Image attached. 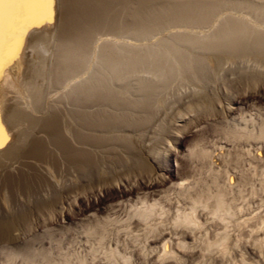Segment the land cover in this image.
Returning a JSON list of instances; mask_svg holds the SVG:
<instances>
[{
	"label": "rangeland",
	"instance_id": "374dc122",
	"mask_svg": "<svg viewBox=\"0 0 264 264\" xmlns=\"http://www.w3.org/2000/svg\"><path fill=\"white\" fill-rule=\"evenodd\" d=\"M180 1L184 2V3H179ZM188 1L191 2L192 0H188ZM188 1L187 0H55V3L52 5V8H51L52 14L48 19L42 21V26H35V22L37 20H39V18H40L38 13H37V10H35V9L27 8V7H6L5 8L4 49H3L2 60H0V124L3 125L5 131L8 135V137H10V139L5 143V145L3 147H0V230H1V228H4L6 226L5 228H7V229L9 228L10 229L9 231H11V238H15V239L19 238L20 247L18 248V251H20V252H18V253L14 252L12 249H10L6 246H5L6 247L5 248L3 244L7 243V241L0 240V248H1L0 249V264H35L36 262H38L36 264H39V263L42 264V260H41L42 257L44 258L43 264H46L47 261H50L49 260L50 258L51 259L60 258L61 254H63V256H64V255H69V254L74 253L73 251H78L77 253L86 255L87 253H89L88 251L91 250L92 248H94L95 246H97V248L102 247L103 249H106V248L110 247L111 249H113L114 247L118 248L119 245H120V247L122 246L121 249L119 247V250L122 251V248H124V250L126 248V250H125L126 253H127L128 249L131 247L129 249V251H131V252L133 251L132 255H133V253H135L134 256H132L134 258V259L132 258L133 259L132 261H135L133 264H201V263L202 264H208V263L209 264H264V260L262 258V256L264 255L263 254L264 253V247H263L264 246V223H263L264 222L263 221V219H264V204H263V202H264V200H263L264 190H262L264 188V182H263V184L261 182V181H264V180H262V179H264L263 178L264 177V171H263L262 166H261V165L264 166V163H263L264 161L262 160V159H264V147H262V146H264L263 145L264 144V141H263L264 136L262 137L263 139L262 138H261V140L259 139L260 141L259 140L257 141V138H254V137H252V138H254L253 140H250V138H245V136H244L245 134H247V132L242 131V130L247 131L248 129L251 130L250 128L253 126V124L251 125L250 122L251 123L258 122V119L261 117H263L262 119H264V100L260 99V98H254L252 100L250 99V101L248 100L247 103L245 102L246 105L243 104L244 107H242L243 108L242 110H244V111L241 110L242 113L240 112L237 117H238V119L241 118L239 121L243 124H246L247 128L235 129V128H232V126H230V128H231L230 132H229V127L224 122L223 123L221 122V124L220 123L218 124V121L216 122L211 118L214 116V114L210 108L211 103L214 102L213 100H215L217 102L218 99H222V100L224 99L223 94L226 93V91H227L228 95H230L232 93L230 96H235V95L241 96L245 93V90H246V92L250 91V90L251 91L257 90V91H263L264 92V90H263L264 89V79H262V78H264V76H263L264 72L257 69L258 71H260V72H258L255 69L258 72V73H255L256 71L253 72L254 69H250V67L248 69V66H247V64L250 63V62L248 63L247 60L250 61L252 58H254L255 55H257V52L255 54V51L251 52V50H247V51L245 50L244 52H242L243 55H242V53L238 54L239 51H237V52L234 51L233 53L230 52V53H232V55H231L229 52H227L228 50L223 51V54H221V52L216 53V55H215V53L213 54L212 52L210 54H208L209 56H211V54H212L211 57L215 58L216 64L214 63V68L211 71L209 70L210 71L209 74H208L209 71L207 72V74H204L205 78H206V76L207 77L212 76L211 78H213V77H215V75H218V73H219V76H217L218 77L217 80H216V78H213V79H209L210 81H208V78H206L207 82L210 83L209 84L210 86L208 85V89H207L208 92L210 91V93H208L209 97L204 101V104H198V106L196 105L195 108H193L191 113L194 114L195 119L190 120V122L184 128L180 129L181 132L189 130L190 128H192V130L195 128L200 130L199 132L195 131V132L191 133L190 134L191 136L189 135V137L186 140L187 143H185V145H186L185 147L189 150V152L186 154L191 153L190 152L191 150L194 154L192 155V153H191L192 157H189L190 156V154H189V156L186 159V162H187L186 166L187 167H185L186 171H185L184 176H182L181 181L180 180L176 181V183L178 182V185L176 183H173V185H171L172 188L177 187L175 190L173 189V191H175V192H172L171 186L169 185L170 187L166 186L168 188L162 187L163 190H162V188L157 189V191H155V195H154L155 197L154 196H152V197L148 196L149 198H147L148 200H150V199L152 200L153 198L156 199L157 204H158V202L160 203V201H162L160 203V205L163 203V206L161 205V207L164 210H162V208L159 206V204L156 205V207H158L160 209H158V208H156V209H157V212L159 210L160 214L163 212H165V214L159 216L160 214L158 213V215H156L157 212H155L153 217L148 218L150 221L149 220L143 221L141 219L138 220L137 218H134L132 221H129V217L127 220V216L125 215L127 213V211H129L131 208H135L136 206L140 207V205H141L140 199H142L143 197L146 196L144 194V190H141V191L139 190L140 192L138 191V193L135 194L137 197L139 195L138 198H136L134 195L131 198L132 201L126 200L125 202L124 201L119 202V204L122 205V207L124 206L123 209H125L126 211H124V213H122L123 209H122V207H120V211H119L120 213L119 212L116 213L118 215V217L116 214H110V213L113 212L114 210H116L115 208H117V207H115V206L118 204L119 200H117L115 198H111V197L105 198L104 204H106V205L103 204V206L106 207L111 212H109V211L104 212V214L106 213L104 220L107 219L108 217H110V218H108L109 222H107V221L104 222V220L102 219L103 223L101 222L102 224L100 226H97V228H96L97 233L99 232L103 236H101V235L99 236V234L97 236L96 235L97 233H95L96 231H94V233H90V234L88 233L89 235H87V230H90V227L93 226L94 224L92 222H89L90 220L88 221V218H86V217H83V220H80V221H82L81 223H80V221L79 222L76 221L77 223L73 222V223L68 224V225L65 224V225H63V227L62 226H60V227L59 226H53L52 224L49 225L50 222H48V220L51 221L53 218V216L51 215L52 203H53V201L60 200L61 196H63L62 200L63 199L65 200V197H68L70 194H71V196H74V194L78 191H79V193H81L83 190H87L91 186L101 185L104 182H106V179L104 177L108 176V175H112V173L113 174L117 173L119 176L127 178L128 173H130V172L133 173L134 169H136L137 171H142V170L144 171L147 169L146 171L149 172L148 165L145 163V161L142 158H140L139 154L137 153V155H136L134 152H132L133 150H130V146L127 143L128 142L127 139L129 140L131 136H128L129 138L127 136H125V138L127 137V139H125V141L123 140L124 139L123 137H122L123 141L120 138H113V139L111 138L112 142L110 141L109 144H107L111 148H109L107 145H105V147L106 148L108 147L109 149L107 148L106 150L105 149L101 150L104 146L102 144H99L97 151H96V149L91 147L88 142L82 143V141L81 142L79 141V144L82 145V147L84 149L86 148V150H91L92 152L95 153V155H94L95 159H92L93 162L91 161L88 166H86V165L83 166V165H80V164L75 163V162H72L70 164L68 162L66 163L64 158H63V155H61L62 151H59L57 149V147H55V146H54V148H51L52 149L51 153H52V155H53V153H55L54 155L56 158L53 155L52 160H53V158L57 159V160H54V162L55 161L56 162L53 163V161H52L53 167L48 163V161L46 162V159L42 157V155L43 156L45 155L42 153L45 152L44 151L45 146H43V145H45V141H44L45 139H43V136L45 135L46 130H44V131L39 130V133L34 131L32 129V121L35 120L41 124H44V122L49 117V114H53L55 116L56 120L58 118H59L58 119L59 121L62 120V118L64 119V117L62 116V110L60 111L59 107L62 108V105L67 103L66 85L69 81H72L73 77L76 75V73H74V72H68V75L64 74V72L61 70V68L57 66V60L59 61L60 57H58V56L54 57L53 54H55V53L57 54L58 51L60 50V48L62 50V48L65 46L66 43L72 42V41L75 42V41L82 40L81 43L82 42L85 43L88 41L87 43H91L90 47H93V43H92L91 39L92 40L95 39L96 34L98 32L97 29L99 30V28L101 29V27L104 29V30L103 29H101V30H103V31L106 30L105 31L106 33L108 32V35H107L108 37L119 36V34L121 35V33L119 31L120 26H116L118 24V22H121L118 25H120V24L124 25V26L128 25L127 27H130L131 25L135 24L137 21L138 22L136 24H140L142 21L139 23V20H142V18L144 16V18L146 20H144V18H143V21L148 20L147 21L148 23L149 22L150 23H152V22L164 23L165 22L164 18L163 19L158 18V20L161 19L159 22H156L157 18H154V12L157 9L156 7H158V6H159L158 9H160V8L162 9L163 7H164V9H168L170 7V8H172V10H176V11L177 10H186L189 6L191 7V8L189 7V9H193V6L194 7L196 6V8H194V9H199L201 6H202V8H204L206 6L205 8H207V7L212 8L213 7L214 9H217V8L219 9V7L222 6L221 10H222V8L223 9L226 8L222 11L230 12V9L232 8L231 11L241 12L239 9L242 10V8H239V7L241 5H244V6H242L243 8L248 7V6H249V8L250 7H252V8H250V9L245 8V10H242V12L247 11V13H254V11H252V10H254L253 7L256 8L257 5L259 6L260 1L264 5L263 0H259L258 3L256 2L258 0H255L254 2L251 0H248V2H247V0H242V2H240L241 0H239V1L237 0L238 2L235 0H230V2L232 1L231 3H229V0H209L206 3V5L203 3V1H207V0H202V1L200 0L201 2H199V3L197 2L199 0H193L190 4ZM216 1L218 2V4H216ZM245 1H246V3H245ZM160 3L163 5H160ZM174 3L175 4L178 3L177 5L178 6L181 5L182 8L181 7L177 8L178 6L175 5ZM194 3H195V5H194ZM238 3L240 4V6L238 5ZM172 4H174L173 7L171 6ZM165 5H167V6H165ZM197 5H200V6H197ZM246 5H248V6H246ZM217 6H219V7H217ZM229 6H231V7H229ZM141 7H143V8H141ZM185 7H187V8H185ZM227 7H229V8H227ZM143 9H145L146 11L145 12L141 11ZM158 9H157V11H158ZM140 13L142 14V17H140L141 16ZM146 16H147V18H146ZM151 17H152V19L154 18L156 20L155 21H154V19L151 20L150 19ZM138 18H139V20H138ZM149 20H151V21H149ZM213 20H215V19H213ZM132 22H134V23H132ZM254 22L257 24L259 22H261L264 26L263 21L254 20ZM114 23L115 24L117 23V24L115 25ZM261 23H259V24H261ZM30 25H31L30 31H28V33L25 37H21L20 32L25 27H28ZM112 25H113V27H112ZM104 26L108 27V28H104ZM110 26L112 28H110ZM107 29L108 30L112 29V30L108 31ZM112 31H113V33L115 32L114 33L115 35L112 33ZM116 31L119 32V34ZM262 31H264V28H262ZM109 33H111V34H109ZM93 34H95V35L93 36ZM73 38H75V40H73ZM133 39H135L137 41L138 38H133ZM138 40H141V39L139 38ZM138 42H140V41H138ZM246 52L247 53L251 52L250 57H252V58H250L249 55L247 56ZM252 53H254V54H252ZM244 54H245V56H244ZM220 55H221V57H220ZM226 55H229V56H226ZM228 57H231L232 59L228 58ZM233 57H235L234 60H233ZM241 58H243V59H241ZM263 58H264V56H263ZM243 61H244V64L241 63ZM225 62L227 63L226 65H225ZM238 62L240 65L242 64L241 66H243L240 69L241 73L245 72V69H246V71H247V72H245L246 74L245 73L241 74L239 72L238 67L240 68V65L238 64ZM222 65L223 66L225 65L227 68L223 67ZM233 65H234V68L232 67ZM235 66H236V68H235ZM226 69H229V70H227L228 72L226 71ZM242 69L244 71H242ZM247 69L249 71L250 70H252V71H250L248 74ZM233 72H235V73H233ZM220 73H221V75H220ZM251 74H253V75H251ZM254 74H255V77H254ZM258 74L260 76L262 75V77H260ZM208 75H210V76H208ZM238 75H240V76H238ZM231 76H233V77H231ZM235 76H237V77H235ZM257 76H259V77H257ZM219 79H221V80H219ZM187 84L184 82H180V85H181V87H183V89H180L181 87L179 84H175L174 85L175 90H174V88H172L173 92H172V90H170L168 92H169V94L171 93V95L173 94L172 96H174V92H176V90L177 91L179 90L178 92H180V93H178V92L175 93V95H176L175 99H178L177 97L178 96L180 97L182 90L185 91V88L190 87V85L187 86ZM254 86H256V88ZM176 87H177V89H176ZM177 93L180 95H178ZM218 93H221V94H218ZM164 94H163V99H162V101L163 100L164 101L161 102V104H163V105H161L162 107H160V111H161L160 114H161V116L164 115V116H162V118L163 117L170 118L171 116H174V114L176 115L178 112H180L184 106H183V103L180 101L174 102L175 100L173 101L174 98L172 99L171 95L169 97L168 96L169 94L168 95L167 94L164 95ZM164 96H165V99H164ZM166 97H167V99H166ZM210 97H211L212 101L209 102ZM215 98L216 99L218 98V99L216 100ZM207 101H208L209 105L207 104ZM165 102H166V104H165ZM224 102H225V100H224ZM253 102H254V104H253ZM71 103L74 104L75 101L72 100ZM250 103L253 106L252 105L249 106ZM256 103H257V105H256ZM205 104H207L206 105L207 107L205 106ZM258 104L261 106L263 105V106L259 107ZM254 105H255V107H254ZM179 106H182V107L178 108ZM199 106L201 108H199ZM202 107H204L203 111H202ZM246 107H248V108H246ZM161 108H162V110L165 109V110H163V114H162ZM189 108H190L189 111H191L192 108L191 107H189ZM206 108H208V109H206ZM259 108H260V110L257 111ZM58 110L60 112H58ZM187 110H188V108H187ZM55 111L57 113H55ZM181 112H183V110ZM203 112L206 114L208 113V114L206 115ZM259 113H261L263 116ZM210 114H212V115H210ZM257 115L259 116V118ZM242 116H244V118H242ZM207 117H209V119L207 120V122L209 121V123L206 124V122L204 120H206ZM171 118L170 119L155 118V119H152V121H151L154 124V126L151 125L147 128H145V126H144V128L142 126H141L142 128L137 127L136 129L138 132L135 130L136 134L133 135L135 137L134 141L137 137L138 139H136L135 142H137V144L139 143L137 145V148H136L137 151H135V152L141 151L142 148L143 149L146 148V150L148 151L147 145L149 144L148 143L149 139H150L149 145L152 144L153 140L154 141L156 140V138H155L156 134L153 133L154 127H155V131H156L157 130L156 125L158 122H160L161 120H164L165 122L171 121ZM174 118H176V117H174ZM174 118L172 120H174ZM250 118H252L253 121ZM248 119H250V120H248ZM244 120H245V122H243ZM246 120H248V121H246ZM59 121H57V123L60 124L59 126H61L62 121H60V122ZM216 124H217V126H216ZM223 124H225V125H223ZM263 125H264V122H263ZM223 126H224V128H223ZM241 126L242 125H240L239 127H241ZM167 127L169 128L168 124H167ZM199 127H201V129ZM227 127H228V129H226ZM143 130L145 131V134H143V132H144ZM236 130H237V132H236ZM40 131H42V132L40 133ZM239 131H240V133H239ZM225 132H227L228 135L227 134L225 135ZM231 132L232 133L236 132L237 135H236V133L234 135H236L237 137L232 135ZM229 133H230V135H229ZM248 133H250V131ZM263 133H264V129H263ZM263 133H262V135H264ZM60 134H61V131L59 134L57 133V136L61 137ZM150 134L151 135L153 134L152 137ZM194 134H195V136H194ZM240 134H241V136L243 135V139L239 138V137H241V136H239ZM115 135L120 136V133L119 134L116 133ZM145 135L149 136V137H146ZM247 135L250 136V134H247ZM153 136H154V138H153ZM228 136L231 137L230 138L231 140L228 138ZM232 137H234V138L232 139ZM20 138L22 139V141L20 140L21 146L22 145H24V146H22L18 149H15L14 152L12 153L11 151L13 150L15 145H17V143H20V142H18V139H20ZM139 139H141L140 142H139ZM234 139L235 140L237 139L239 141H237V140L235 141ZM244 139H246V141ZM247 139H249V140H247ZM255 139L257 141L256 143L254 142ZM143 141L147 144H145ZM249 141L254 142L253 144L255 146ZM217 142H219V144H217ZM247 142H249V143H247ZM38 143L40 145H38ZM41 143L43 144L42 148H41ZM118 144H119V146H118ZM195 144L196 145L199 144L198 145L199 147L202 145L201 147H203L202 148L203 150L208 148L211 151V154L213 156L209 155L210 153L208 152V149H206L207 155L205 157V154L203 153V155H202V153L200 152V151H202L201 148L199 149V147L196 146ZM213 144H215V145H213ZM216 144L219 146L222 145L223 151L217 150V148L215 147V146H217ZM32 145H34V146H32ZM203 145L205 147L206 146L207 147L205 148ZM28 146L29 147L32 146L31 148H33V151ZM139 146H141V147H139ZM223 146H225V147H223ZM258 146L260 147L259 149H257ZM34 147H36V148L34 149ZM37 147H39L40 149ZM192 147H193V149H194V147L195 148L197 147V149L200 151H198L196 149H194V151H193ZM210 147L214 148V149H211ZM249 147L252 149L250 150ZM254 147H255V149H253ZM114 148L118 152L120 151L119 153H122V154L119 155L118 152L114 151ZM119 148H121V149H119ZM124 148H126V149H124ZM224 148H226V149L224 150ZM41 149H43V152ZM51 149L49 147V150H51ZM110 149H111V151H109ZM256 149H257V152L255 154ZM28 150H30V151H28ZM35 150H38V151H35ZM107 150H108V152H107ZM206 150L202 151V152H206ZM228 150H230L231 152H229ZM252 150L254 152H252ZM259 150L262 154L259 152ZM125 151H127V152H125ZM195 151H196V153H195ZM247 151H249V152H247ZM4 152L5 153L11 152V153L9 155H6ZM198 152H200L201 154L200 155L197 154ZM213 152H214V154H213ZM224 152L225 153L228 152L229 155L225 154ZM132 153L134 155H132ZM248 153L250 154V156L254 157V158L252 157V160L250 159L251 157L249 156ZM2 154H5L6 157H4ZM57 154H58L59 158L57 157ZM257 154H258L259 159L258 158L255 159V157H257ZM208 155H209V157H208ZM220 155H223L225 157L220 156ZM200 156H201V158H199ZM114 157H116V159ZM122 157H124V158H122ZM207 157L208 158L211 157V158L208 160ZM202 158H204L205 160ZM60 159L62 160V162L60 161ZM133 159H134V161H133ZM139 159H142V161L141 160L139 161ZM223 159H224V161L225 160L226 161L224 162ZM100 160H102L103 162ZM111 160H112V162H111ZM127 160H128V162H127ZM210 160L213 163V165L208 164V162H210ZM117 161H118V163H117ZM256 161H257V163H255ZM97 162H99V164ZM107 162H108V164H107ZM60 163L62 165L64 164V166H61ZM65 163H66V165H65ZM103 163L105 164V166L102 167V165H104ZM123 163H124V165H123ZM136 163H137V165H136ZM227 163H228V165H227L228 167L226 166ZM77 164L80 165V167ZM71 166H72V168H71ZM90 166H92V167H90ZM96 166H97V168H96ZM121 166H122V168H121ZM98 167H101V168H98ZM116 167H118V168H116ZM258 167L261 169L258 170ZM89 168H90V170H89ZM208 168H209V170H208ZM252 168H254V169L257 168V172H259L261 170V172H263V174L262 173L260 174V172L254 173V171H256V170H254ZM91 169H94V170H91ZM104 169H106L107 172H105L106 170H104ZM225 169H226V171H224ZM95 170H96V172H95ZM111 170H113V171H111ZM247 170L248 171L250 170L249 171L250 175L248 174ZM74 171H76V172H74ZM85 171H86V174H85ZM92 171H94V172H92ZM209 171L212 173L211 174L212 176L215 174V171H218L216 173L217 177H216V174L213 177L214 179L212 178L211 175H210L211 176L210 177ZM229 171H230V173H229ZM251 171H253L252 173L254 175H257V176L260 175V177H258V178H262V179H260V183H259V179H257V176H254L251 173ZM100 172H101V174H100ZM222 172H225L226 174L224 175V174H222ZM240 172L244 174V175L242 174V178L240 176H237V175L241 174ZM96 173L98 174V176ZM102 173H104V174H102ZM218 173H221V174L219 175ZM231 174H234V177ZM245 174L249 175L247 177L248 180H247ZM222 175H223V177H222ZM235 175H236V177H235ZM251 175H252V179L250 177ZM261 175H263V177ZM218 176H219V178H218ZM253 176L256 178H254ZM224 177H226V178L231 177L232 183L229 181L228 178H227L228 180L226 179V181H225ZM61 178H62V180L65 179L66 182L64 180L63 184H62V182H60V181H62V180H60ZM69 178H70V180H69ZM77 178H78V180H77ZM80 178H82V179H80ZM183 178H184V182L186 180L187 184H186V182L184 183L182 181ZM216 178H217V180L219 179L220 181H225V183L227 181L228 182L226 184L224 182L219 183V180L217 182ZM209 179L210 180L213 179V181H210ZM221 179H223V180H221ZM245 179H246L245 183H248L250 181L247 185L245 184L246 187H244V183H243L244 182L243 180H245ZM255 179H256L255 183L252 182ZM71 180H72V182H71ZM85 180H87V181H85ZM94 181H95V183L97 181V183L95 184ZM189 181H190V183H189ZM191 181H192V183H191ZM193 181H195V182L193 183ZM238 181H240L239 182L240 184L236 183ZM216 182H217V185H216ZM65 183H66V185H65ZM87 183H88V185H87ZM180 183H182V185ZM208 183L211 186H209ZM222 183H224L222 186L223 187L222 189H225L226 191H228L230 196L226 195L228 193L225 190H223V191H225L224 193H225L226 197H228V199H230V200L233 197V195H235L237 193L238 190L240 191V192L238 191V193H239L238 196L240 198H242L241 196L246 194L245 196H243L246 199L245 201L240 200L239 197H238L239 198L238 199L237 196H234L235 200L233 199L234 201H236L238 199L239 201L237 200V202H234L233 200L230 201L227 199L229 203L232 202L233 205L235 203V205L239 206L238 207V206L234 205L235 206L234 207L232 205V209H235L237 207V210L235 209L236 211H234L235 213H234V215H232L233 219L231 218V216L228 219V222L231 220L229 222L230 224L232 221L237 222V223L232 222L234 224L230 225L226 221H225L226 222L225 223L223 221L221 222V220L213 219L208 210L202 211V213H201V210L200 211L198 210L197 212H199V213H196V215L198 214L197 216H198V218H200L199 221L201 220L200 222L203 225L205 224L204 226L203 225H200L201 227L199 226V229L201 228L200 232H199L198 228H196V230H192L190 228L186 229V227H183V228L173 227L174 226L173 221H174V217H175L174 214L176 215V211H178L177 209L181 208L180 211H183L186 209L185 211L189 212V210H190L189 205L190 204H188V207H187V205H186L188 203L187 200L191 199V197L193 198L194 194L198 191L199 192L201 191L202 194H204V192H205L207 195V191H216L218 189L221 190L220 187H221ZM258 183L261 185H259ZM193 184H196L197 186L196 185L194 186ZM201 184L205 185V187ZM212 184H215L216 187ZM227 184H229L231 186V187L229 186L230 189H229ZM77 185H78V188H77ZM174 185H176V186L174 187ZM179 185L185 190L183 191V189ZM249 185L251 188L249 187ZM252 185H253V188L255 190L252 188ZM63 186H64V188H63ZM208 186H209V189L211 187H213V188H211L209 190ZM232 186H235V188L234 187L232 188ZM259 186H263V187L260 188ZM74 187H76L77 189ZM190 187H192L190 189V191H186L187 190L186 188H190ZM214 187L216 189H214ZM236 187H239V188H236ZM258 187L262 191L259 190ZM169 188H170V190H169ZM179 188H181L182 190ZM199 188H200V190H199ZM204 188L208 189V190L205 191ZM249 188L252 189L251 192L257 193L256 196L251 194V192H249L250 191ZM61 189L63 191H61ZM212 189H214V190H212ZM240 189L241 190L245 189L246 191H243V190L241 191ZM58 191H60V192H58ZM72 191H74V192H72ZM185 191L187 192V194L192 193L191 195L190 194L188 195L189 197L191 196L190 198L188 196H184ZM191 191H193L194 194ZM231 191L232 192L235 191L234 192L235 194L232 193ZM168 192L170 193V196H168L169 195ZM180 192H182V193H180ZM141 193L143 196L141 195ZM162 193H164V194H162ZM172 193H174V195H172ZM183 193H184V195H183ZM261 193H263V194L260 195L261 196L260 197L258 194H261ZM67 194H69V195H67ZM160 194L163 195V197H160L161 196ZM180 194H182V195L179 198ZM247 194H248V198H247ZM166 195L168 198L166 197ZM71 196H70V198H71ZM253 196H255L254 198L256 200L255 199L253 200ZM44 197H45V199L46 198L47 199L45 200ZM156 197L161 199V200L157 199ZM169 197H171V198L169 199ZM172 197H174L175 199H172ZM181 197H182V199H183V197H188V199L186 198V200H185V198H184L183 199L184 202H182ZM259 197H260V199H259ZM244 198H242V199L244 200ZM48 199H50V200H48ZM249 199H251L252 201H250ZM133 200L134 201L138 200V201L134 203ZM170 200H173V202ZM176 200H178L180 203H178V201H176ZM174 201H176V202H174ZM38 202H39V204H38ZM41 202H43V203H41ZM71 202H73V200L70 199V202H68L69 204L66 203V205H67L66 207H67V210L70 209L69 215L72 216L73 215L72 211L75 212V207H77V206L74 204V202L72 203L73 204L72 205ZM128 202H129V205L130 204L132 205L134 203L133 205H135V206L131 207V205L130 206L124 205V204H128ZM149 202H151V201H149ZM165 202L166 203L169 202L170 204L169 203L166 204ZM247 202H249L251 204V206L248 205ZM251 202H254V204ZM176 203H178V205H176ZM183 203H184V205H183ZM45 204H48V205H45ZM174 204L176 205V207L177 206L180 207L179 205H181V207L180 208L177 207V209L175 210L176 207ZM74 205H75V207H74ZM112 205H114L113 206L114 209H113ZM164 205H166L167 207H169V206L170 207L167 208ZM247 205H248V207H247ZM252 205H253V207H252ZM39 206H41V207L39 208ZM46 206H47V208H46ZM240 206H241V208H242V206H246L248 209L246 208V209H244L245 211H241ZM173 207H175V208H173ZM182 207H183V209H182ZM249 207L251 209H249ZM106 208H105V210H107ZM127 208L128 209L130 208V209L128 210ZM243 208H245V207H243ZM49 209L51 211H49ZM112 209H113V211H112ZM249 210L251 211V213ZM248 211H249V213H248ZM257 211H259V212L261 211V212L259 213ZM107 212H108L109 216L107 215ZM238 213H240V215ZM104 214H103V216H104ZM207 214H209V215H207ZM49 216L50 217L52 216L51 219ZM103 216H102V218H103ZM47 217H49V219H47ZM77 217L80 218V216H77ZM124 217L126 220H124ZM154 217H156V218H154ZM111 218H114V219H111ZM234 218H235V220H234ZM122 219H123V221H122ZM5 220H6V224H4ZM14 220H15V222H14ZM113 220H115L117 222L115 223ZM151 220H153V221H151ZM214 220H216V221L214 222ZM236 220H238V221H236ZM43 221H45L44 223L48 222L49 224L47 223L48 225H46V224L44 225ZM118 221H120V222L122 221L123 223H120ZM136 221L138 223H140L139 221H141V223L143 221V223L140 225ZM161 221H163L162 222L163 225L161 224ZM243 221H244V223H241ZM7 222H9V223H7ZM83 222H84V224H83ZM113 222L115 224H112ZM131 222H133V223H131ZM134 222H136L135 226L138 225L137 229H136V227L133 226ZM154 222H155V225L158 226V229H156L150 233L149 231H147L148 227L151 226L152 224L154 225ZM220 222H221V224H220ZM87 223H89V224H87ZM128 223H131V224L128 225ZM105 224L108 225L107 228H106ZM224 224L226 225V227H224ZM42 225H44V226H42ZM66 225H67V227H66ZM142 225L143 226L145 225V227H143ZM227 225L229 227L231 226V228H229ZM2 226H4V227H2ZM68 226H70V227L68 228ZM64 227L66 229H64ZM126 227H129V228L127 229ZM142 227L144 228V230L146 228V230H145L146 232L143 230ZM223 227L225 229H223ZM44 228L49 229V230H45L47 233L43 230ZM131 228H132V231H131ZM107 229H108V231H107ZM159 229L160 230L162 229L161 230L162 233ZM227 229H228L227 232H229L228 233L229 239H228V244H227L228 246L226 248H229V249H226L225 252H222L221 250L216 249V248H213L214 251H213V249L211 251L207 250L208 252L203 249L204 246L202 247V245H204V243L206 241L214 240L218 234L222 233V231L227 230ZM105 230L108 232V234H106V232H104ZM157 230H159L160 233H159V231L157 232ZM177 230L178 231L180 230V232H177ZM183 230L185 232H182ZM191 230H192V232H191ZM127 231H130V233L132 235H129L130 233H128ZM110 232L111 233L113 232L112 234H115V235L117 233H119V234H117V235H119V236H117L119 238L118 240H120V238H122V237L124 239V237H125L126 239H124V240L121 239L125 243L122 242L121 240L120 241L116 240V238H117L116 236H115L116 238L109 236V235H111V234H109ZM126 232L128 234H126ZM170 232H173L174 234L170 233ZM145 233H146V236H144ZM147 233L149 234V236ZM176 233H178V234L176 235ZM183 233H186L185 235L187 237H188V235L190 236V238H187L188 239L187 241L189 242V244H187V245L190 246V248H191L190 250H188L189 246H187V245L184 247L179 246V248H178L177 244L175 243V242L179 241V237ZM193 233H194V235L197 233L196 235L198 237L196 235H195L196 237L193 236ZM199 233H201V234L199 235ZM34 234H36V235H34ZM92 234H94V236ZM105 235H108L109 237L105 236ZM137 235L138 236L140 235V236L137 237ZM163 235H166V236H163ZM173 235H176V236L173 237ZM150 236L151 237L154 236V238H150ZM157 236H159V237H157ZM168 236H169V238H168ZM191 236L194 238L193 243H191L192 242ZM96 237H97V239L99 238L98 240H101V241H98L99 242L98 244L100 245L101 243H103V244H105L106 247H104L103 244H101V246L96 245V243H97V241L95 243V240H97ZM101 237H102V239H100ZM106 237L109 239H106ZM103 238L105 239V241L106 240H108V241H106V243H105V241L102 242ZM130 238H131V240H130ZM161 238L163 240H164V238H165V240L168 238L169 240L174 241V243H175V244L173 243L174 247L176 246L174 253L179 252L178 254L177 253L176 254L178 256L181 255V256H179L180 259L178 258L180 260V262H178L179 260L177 258L171 259L170 256H167V259H166V256H161L163 253L161 246H162L163 242L165 241V240L163 241ZM196 238H198L199 240L197 239L198 240L197 241ZM15 239L14 240L11 239V240L14 242V241H16ZM135 239H137L139 241L141 239L140 242L142 244L139 243L140 245H138L139 241H136ZM144 239H147L148 242L146 243V240H144ZM152 239H154V240H152ZM159 239H161V240H160V242H158L159 243L158 244L157 241H159ZM175 239H177V241ZM260 239H262L263 241ZM11 240H10V242H12ZM109 240H112V241H110V244L112 243L111 245L110 244L108 245ZM143 240L145 242H142ZM149 240H152V241L149 242ZM116 241H118L117 243L119 245L116 243ZM134 241H136V243ZM154 241H156V242H154ZM161 241H162V243H161ZM16 242H18V241H16ZM127 242H129V243H127ZM131 242H134V243H131ZM151 242L153 243L154 246L150 245V244H152ZM260 242H261V244H259ZM126 243H127V246H126ZM23 244H24L25 249H23ZM114 244H115V246H114ZM122 244H125V245H122ZM131 244H133V245L135 244L134 246L132 245L133 249H132ZM148 244H149V246H148L149 249L147 248ZM193 244H194V246H191ZM258 244H259V246H258ZM238 245H239V247H237ZM255 245H257V246H255ZM156 246H158V247H156ZM134 247H135V249H134ZM153 247H155L156 249ZM159 247H160V249H159ZM258 247H260V249ZM102 248H98V249L99 250L101 249V251H102ZM240 248H241V250H240ZM5 250H7V251L5 252ZM10 250H12V251L10 252ZM136 250H137V252H136ZM138 250L140 252H138ZM65 251H67V252L69 251V253L67 254V252H66V254H65ZM125 251H122V252H125ZM129 251H128V253H129ZM143 251H144V254H143ZM145 251H146V253H145ZM186 252L188 253V255L186 254ZM189 252H190V254H193V255L192 256L189 255ZM226 252H228L229 254ZM50 253H51V255H50ZM98 253L100 254V252H98ZM98 253H97V256L99 255ZM136 253L137 254L139 253V254L136 255ZM147 253H152V254L149 255ZM223 253H226V254H223ZM9 254L12 255L13 257L10 256ZM54 254H55V256H54ZM140 254L143 258L140 256ZM27 255H30V256H27ZM202 255L203 256L205 255V256L202 257ZM210 255L215 257V258L211 257ZM228 255H230L231 259ZM242 255L244 256V258ZM53 256H54V258H52ZM56 256H59V257H56ZM88 256L91 257L90 254H88ZM137 256H139V257H137ZM144 256H148V257H144ZM183 256L185 257L184 259H183ZM22 257H24V258H22ZM100 257L102 258V254H100L99 257H96L99 260L98 259L96 260V258H95L93 263L88 262L87 264H101V263L107 264V263H105L106 260H103V258L101 259ZM162 257H163V259H162ZM189 257H191V258H189ZM260 257H261V259H260ZM136 258L138 260H135ZM140 258H142V259H140ZM29 259H31V260H29ZM33 259L35 261H33ZM100 259L102 260V262ZM242 259H244V260H242ZM212 262H214V263H212ZM118 264H122V263L120 262Z\"/></svg>",
	"mask_w": 264,
	"mask_h": 264
},
{
	"label": "bare ground",
	"instance_id": "6f19581e",
	"mask_svg": "<svg viewBox=\"0 0 264 264\" xmlns=\"http://www.w3.org/2000/svg\"><path fill=\"white\" fill-rule=\"evenodd\" d=\"M188 1V0H187ZM193 1V0H192ZM191 1V2H192ZM202 1V0H201ZM200 0L197 1L198 3L201 2ZM209 0L207 1H203V3L206 5V3L208 2ZM237 1V0H235ZM239 1V0H238ZM237 1V2H238ZM251 1H255V0H251ZM264 1V0H263ZM189 2V1H188ZM189 2V4L191 3ZM196 2V1H195ZM220 2V1H219ZM232 2V1H231ZM230 0H229V3H231ZM242 2V0L240 1ZM239 2V3H240ZM248 2V0H247ZM252 2V3H253ZM257 3L259 2L256 1ZM255 2V3H256ZM179 3H184V2H179ZM238 3V5L240 6V4ZM244 3V2H243ZM246 3V1H245ZM244 3V4H245ZM251 3V4H252ZM256 3V4H257ZM261 3V4H260ZM259 3V6L257 5V7H253L254 10V13H247V11H243L242 10H245V8H249L248 7H245L243 8L242 6L244 5H241L239 8H242L239 9L241 12H234V11H231L230 9V12H227V11H222L226 8H222L221 10V7H219V9H214L213 7L211 8H202V6L199 8V9H194L196 8V6L194 7L193 6V9H189V7H185L187 8L186 10H172V8H168V9H164V7L161 9H158V7H156L158 9H156V11L154 12V18H157L154 19V21L156 20V22H159L161 19L158 20V18H164L165 22L162 23H148L147 21H143V18L142 20H139L140 17H142V14L140 13V17L138 18L139 20V23L140 24H133L131 25L132 22L129 26L130 27H127V26H124V25H118L119 23L121 22H118V24L115 25L116 26H120V33L121 35L119 34V32H117L119 34V36H113V37H108V32L106 33L105 31H103L104 29L101 27V30L99 27V30L97 29V34H96V37L94 40L91 39L92 43H93V47H90L91 46V43H81L82 40L80 41H75V42H68V43H64L65 46L62 48H60V50L58 51V53L56 54H53L54 57L55 56H58L60 57V60L58 61L57 60V66L61 68V70L64 72V74L68 75V72H74L76 73V75L73 77L72 81H69L66 85V98H67V103L66 104H63L62 105V108L59 107V110L61 111L62 110V116L64 117V119L62 118V125L59 126L60 124L57 123V121H59L58 119L56 120L55 116L53 114H49V117L47 118V120L44 122V124H41L35 120L32 121V129L36 132L39 133V130H46V133L45 135L43 136V139H45V145H43L41 143V148L43 146H45L44 148V151L43 152V149L42 150V154H45L44 156L42 155L43 158L46 159V162L48 161V163L52 166V161L53 163L54 160H57V159H54L52 160V157L55 153H51L52 149L51 148H54L57 147V149L59 151H62L61 155H63V158L65 160V162L67 163H72V162H75V163H78L80 165H83V166H88L90 164V162L92 161V159H95V153L92 152L91 150H86V148L84 149L82 147V145L79 144V141L82 143L84 142H88L90 144L91 147H93L94 149H96L97 151V148L99 147V144H102L104 147L105 145L109 144V142L113 139V138H120L122 140V137L124 138L123 140L125 141V139H127L128 136H131L130 139L128 140L127 139V143L129 144L130 146V150H133L132 152H134L136 155L137 153L139 154L140 158H142L145 163L148 165L149 167V172H147L146 170H142V171H137L136 169H134L133 173H128L127 175V178H124L122 176H119L117 173H112V175H108V176H105L104 178L106 179V182H104L103 184L101 185H95V186H91L89 187V189L87 190H81L82 192L79 193L76 192L74 194V196H71V194H67L69 195L68 197H65V200L63 199L62 200V197H60V200H56V201H53L52 203V211L49 209V211H51V215L53 216L52 220H48V222H50V224L48 222L44 223L45 221H43L44 225H53V226H62L65 225V224H71L73 222H79L80 220H83V217H86L88 218V221L89 222H92L94 225L93 226H89L90 227V230H87V235H89L90 233H94V231H96L97 229V226H100L103 222H102V219L104 220L105 218V214L104 212L105 211H109L106 207L103 206L104 202H105V198L106 197H111V198H115L118 201V204L115 206L117 208H115L116 210L113 211L114 209V205H112L113 209L109 212H111L110 214H116L117 212L120 211V207H122V205L119 204V202H122V201H126V200H131V198L136 194L138 193V191L140 190H144V194L146 195L145 197H143L142 199H140L141 201V205L140 207L139 206H136L135 208H131L132 206H135L133 205L135 202H137L136 200L134 201L133 200V204L131 205V209L127 211V213L125 214L127 216V220H128V217H129V221H132L134 218H137L138 220L141 219L143 221H148L149 217H153V215L155 214V212H157V209L158 207H156V205L159 204V206L161 207V205L163 206V203L160 205V203L162 201H160V203L158 202L157 204V200L156 199H150L148 200L147 198H149L150 196H154L155 195V191H157V189H160L162 187H166V186H171L173 185V183H176V181H181V178L182 176H184L185 174V167H187V162H186V159L187 157H192V155L194 154L192 152V150L190 151L192 153H189V154H186L189 152V150L185 147V143L187 138L189 137V135L195 131H200L198 130L197 128L193 129L190 128L189 130H186L184 132H181L180 129L184 128L189 122L190 120L192 119H195L194 117V114L191 113L193 108H195V106L198 104H204V101L209 97L208 96V93H210V91L208 92V85L210 84L209 82H207L206 78H208V81H210L209 79H213V78H216L217 80V76H219V73L218 75H215V77L211 78V77H207L205 78V75L204 74H207V72L210 70H212L214 68V63H215V58L214 57H211L209 56L208 54H210L211 52L215 55L216 53H219L221 52V54H223V51H227V52H237L239 51L238 54L244 52L245 50H251V52L255 51V54L257 52V55L254 56V58L250 57V54L251 52H246L247 56L249 55L250 58H252L250 61H248L249 64H247L248 66V69L250 67V69H254V71H256L257 69L264 72V31H262V28H264L263 24L261 22V24H257L254 22V20H259V21H263L264 22V5L263 3L260 1ZM175 4V3H174ZM174 4H172L171 6L173 7ZM178 4V3H177ZM175 4V5H177ZM188 4V3H187ZM211 4V3H210ZM216 4H218V2L216 1ZM236 4V3H235ZM234 4V5H235ZM242 4V3H241ZM250 4V3H249ZM137 5V4H136ZM160 5H163L160 3ZM195 5V3H194ZM209 5V4H208ZM233 5V4H232ZM253 5V4H252ZM251 5V6H252ZM143 6V5H142ZM167 6V5H165ZM178 6V5H177ZM197 6H200V5H197ZM212 6V5H211ZM236 6V5H235ZM256 6V5H255ZM181 7V5H179L177 8ZM224 7V6H223ZM231 7V6H229ZM227 7V8H229ZM143 8V7H141ZM175 8V7H174ZM176 8V9H177ZM182 8V7H181ZM191 8V7H190ZM202 8V9H201ZM234 8V7H233ZM252 8V7H250ZM249 8V9H250ZM189 9V10H188ZM237 9V8H236ZM238 10V9H237ZM141 11H146L145 9L141 10ZM143 12V13H144ZM151 12V11H150ZM153 12V11H152ZM249 12V11H248ZM145 14V13H144ZM143 14V15H144ZM151 16V15H150ZM153 17V16H152ZM152 17L150 18L151 20ZM147 18V16H146ZM215 19V20H213ZM252 19V20H251ZM144 20H146L144 18ZM149 20V21H151ZM213 21V22H212ZM212 22V23H211ZM113 23V22H112ZM128 24V23H127ZM211 24V25H210ZM114 25V26H115ZM126 25V24H125ZM94 26V25H93ZM113 27V25H112ZM110 26V28H112ZM104 28H108V27H105ZM116 28V27H115ZM108 30V29H107ZM112 30V29H111ZM110 29L108 31H111ZM113 33V31H112ZM115 33V32H114ZM113 33V34H114ZM83 34V33H82ZM92 34V33H91ZM111 34V33H109ZM112 34V35H113ZM95 34H93L94 36ZM115 35V34H114ZM117 35V34H116ZM110 36V35H109ZM133 38H140L141 40H138L137 41ZM73 40H75V38H73ZM77 40V39H76ZM140 41V42H138ZM58 46V45H57ZM53 51V50H52ZM232 53H230L232 55ZM226 54V53H225ZM228 54V53H227ZM254 54V53H252ZM90 55V56H89ZM230 55V56H231ZM243 55V53H242ZM226 56H229V55H226ZM240 56V55H239ZM245 56V54H244ZM246 56V57H247ZM221 57V55H220ZM238 57V56H237ZM236 57V58H237ZM245 57V58H246ZM227 58V57H226ZM228 58H231V57H228ZM235 57H233V60H234ZM240 58V57H239ZM232 59V58H231ZM243 59V58H241ZM248 59V58H247ZM237 60V59H236ZM229 61V60H228ZM241 61V60H240ZM229 63V62H228ZM244 64V61L241 62ZM216 64V63H215ZM224 64V63H223ZM227 63L225 62V65ZM239 64V62H238ZM246 64V63H245ZM223 66V67H226V66ZM240 65V64H239ZM242 65V64H241ZM240 65V68L238 67L239 69V72L241 73V68L243 66ZM221 66V67H222ZM229 66V65H228ZM237 66V65H236ZM235 66V68H236ZM246 66V65H245ZM234 68V65L232 66ZM220 68V67H219ZM227 68V67H226ZM245 68V67H244ZM243 68V69H244ZM216 69V68H215ZM221 69V68H220ZM242 69V71H244ZM247 69V70H248ZM256 69V70H255ZM229 70V69H226V71ZM232 70V69H231ZM257 70V71H258ZM210 71L208 72V74L210 73ZM238 71V70H237ZM252 71V70H250ZM248 70V74L250 72ZM255 72V73H258V72ZM217 72V71H216ZM222 72V71H221ZM228 72V71H227ZM231 72V71H230ZM245 72L246 69H245ZM243 72V73H245ZM223 73V72H222ZM235 73V72H233ZM238 73V72H237ZM239 73V74H240ZM241 73V74H243ZM229 74V73H228ZM240 74V75H241ZM246 74V73H245ZM261 74V73H260ZM263 74V73H262ZM221 75V73H220ZM225 75V74H224ZM238 75V76H240ZM253 75V74H251ZM259 75V74H258ZM210 76V75H208ZM260 76V75H259ZM257 76V77H259ZM264 76V75H263ZM233 77V76H231ZM237 77V76H235ZM249 77V76H248ZM252 77V76H251ZM254 77H255V74H254ZM262 77V75L260 76ZM222 79V78H221ZM219 79V80H221ZM240 79V78H239ZM264 79V78H262ZM223 80V79H222ZM180 82H184V83H188V85H190V87H187L185 88V91L182 90L181 92V95L178 94L180 92H178L176 90V92H178L177 94L180 95V97L178 96L177 98L178 99H175L176 95L174 92V96L171 95V93L169 94L168 91L172 90L173 92V89L175 86V84H179L180 85ZM215 83V82H214ZM224 83V82H223ZM216 84V83H215ZM258 84V83H257ZM210 86V85H209ZM260 86V85H259ZM178 87V86H177ZM176 87V89H177ZM181 87V85H180ZM256 88V86H254ZM225 88V87H224ZM248 88V87H247ZM180 89H183V87H181ZM226 89V88H225ZM254 89V88H253ZM175 90V88H174ZM264 90V89H263ZM223 91V90H222ZM217 92V91H216ZM225 92V91H224ZM165 93V94H164ZM212 93V92H211ZM215 93V92H214ZM246 93V94H245ZM245 93L241 96H230L228 95L227 91L226 93H224L222 96L224 97V99H218V101L216 102L215 100H213L214 102L211 103V110L213 111V114L214 116L211 117L214 121H218V124L221 122L225 123L228 127H229V132L231 131L230 129V126H232V128H235V129H238V128H247V125L246 124H243L241 123L239 120L241 119H238V114L241 112V110L243 109L242 107H244L243 104H245V102L247 103V101L250 99H254V98H260V99H263L264 100V92L263 91H257V90H253V91H247L245 90ZM163 94L164 95H168L170 97V95L172 96V99L174 102L176 101H180L183 103V112H178L176 115L174 114V116H171V121H167L165 122L164 120H161L160 122L157 123L156 125V131H155V127H154V131L153 133L156 134V140L152 141V144H150V139L148 141V145H147V148H148V151L145 149H141V151L139 152H135L137 151L136 148H137V142L136 139H138L136 137L135 141H134V136L136 133H135V130L137 131V127H143L145 126V128L149 127V126H154V124L151 122L152 119H155V118H161V119H170V118H166V117H163L164 115L161 116V111H160V107H162L161 105V102L162 99H163ZM217 94V93H216ZM218 94H221V93H218ZM212 96V95H211ZM221 96V95H220ZM214 97V96H213ZM219 97V96H218ZM164 99H165V96H164ZM167 99V97H166ZM171 99V98H170ZM169 99V100H170ZM180 99V100H179ZM216 99V98H215ZM216 99V100H217ZM74 100L75 103L72 104L71 101ZM225 100V102H224ZM258 100V99H257ZM166 101V100H165ZM171 101V100H170ZM212 101L211 97H210V100L209 102ZM262 101V100H261ZM173 102V103H174ZM260 102V101H259ZM206 103V102H205ZM166 104V102H165ZM164 104V105H165ZM170 104V103H169ZM207 104H208V101H207ZM205 104V106L207 105ZM254 104V102H253ZM260 104V103H259ZM258 104V105H259ZM263 104V103H262ZM182 105V104H181ZM209 105V104H208ZM246 105V104H245ZM252 105L251 103L249 104V106ZM257 105V103H256ZM203 106V105H202ZM253 106V105H252ZM261 105H259L260 107ZM263 106V105H262ZM261 106V107H262ZM165 107V106H164ZM182 106H179L178 108H180ZM188 110H187V108ZM189 107H191V111H189ZM207 107V106H206ZM255 107V105H254ZM52 108V107H51ZM199 108H201L199 106ZM203 108L202 107V111H203ZM209 108V107H208ZM206 108V109H208ZM248 108V107H246ZM255 109V108H254ZM257 109V108H256ZM58 110V112H60ZM162 110V108H161ZM165 110V109H163ZM163 110H162V114H163ZM210 110V111H211ZM260 108L257 110L259 111ZM177 111V110H176ZM201 111V110H200ZM211 111V112H212ZM244 111V110H242ZM205 112V111H204ZM203 112V113H204ZM263 112V111H262ZM261 112V113H262ZM52 113V112H51ZM55 113H57L55 111ZM202 113V112H201ZM242 113V112H241ZM259 113V114H261ZM166 114V113H165ZM206 114V113H204ZM203 114V115H204ZM208 114V113H207ZM206 114V115H207ZM212 115V114H210ZM256 115V114H255ZM262 115V114H261ZM166 116V115H165ZM205 116V115H204ZM258 116V115H257ZM263 116V115H262ZM176 117V118H174ZM261 117V116H260ZM12 118V117H11ZM174 118V120H172ZM242 118H244V116H242ZM259 118V116H258ZM263 117L259 118L258 119V122H253L250 124L253 126L250 128L251 130H242L243 132H247V134H250L247 135L245 134V138H250V140H253L254 138H257V141L264 136L262 135L263 133V129H264V125H263V122H264V119H262ZM209 119V117H207L206 120H204L207 123H209V121L207 122V120ZM252 120V118H250ZM248 119V120H250ZM254 119V118H253ZM256 119V118H255ZM243 120V119H242ZM246 120V121H248ZM59 121V122H60ZM253 121V120H252ZM245 122V120L243 121ZM167 124L169 125V128L167 127ZM223 124V125H225ZM240 125H242L241 127H239ZM215 126V125H214ZM217 126V124H216ZM141 127V128H142ZM203 127V126H202ZM228 127L226 129H228ZM27 128V127H26ZM201 129V127H199ZM224 128V126H223ZM234 129V130H235ZM240 129V130H241ZM147 130V129H146ZM61 131V137L57 136V133L59 134ZM144 131V130H143ZM224 131V130H223ZM226 131V130H225ZM250 131V133H248ZM42 131H40L41 133ZM138 132V131H137ZM228 132V131H227ZM225 132V135L228 133ZM237 132V130H236ZM235 132V133H236ZM116 133H120V136L119 135H115ZM150 133V132H149ZM232 133V132H231ZM235 133H232V135H234ZM240 133V131H239ZM143 134H145V131L143 132ZM198 134V133H197ZM196 134V135H197ZM264 134V133H263ZM139 135V134H138ZM147 135V134H146ZM145 135V136H146ZM149 135V134H148ZM151 135V134H150ZM153 135V134H152ZM151 135V137H152ZM230 135V133H229ZM237 135V133H236ZM236 135H234L235 137H237ZM247 135V136H246ZM125 136H127L125 138ZM155 136V135H154ZM153 136V138H154ZM191 136V135H190ZM195 136V134H194ZM223 136V135H222ZM221 136V137H222ZM241 136V134L239 135ZM249 136V137H248ZM144 137V136H143ZM146 137H149V136H146ZM226 137V136H225ZM224 137V138H225ZM254 137V138H252ZM260 137V138H259ZM112 138V139H111ZM129 138V137H128ZM140 138V137H139ZM152 138V139H153ZM223 138V139H224ZM228 138L230 139L231 137L228 136ZM234 137H232L233 139ZM239 138H242L243 139V135ZM222 139V138H221ZM238 139V138H237ZM236 139V140H237ZM263 139V138H262ZM22 139H18V142L20 143H17V145H15V147L13 148V150L11 151L12 153L14 152L15 149H18L24 145L21 146V141ZM118 140V139H117ZM116 140V141H117ZM120 140V141H121ZM122 140V141H123ZM131 140V141H130ZM141 139H139V142H140ZM143 140V139H142ZM227 140V139H226ZM231 140V139H230ZM235 140V139H234ZM235 140V141H236ZM246 141V139H244ZM249 140V139H247ZM259 140V141H260ZM115 141V140H114ZM222 141V140H221ZM224 141V140H223ZM229 141V140H228ZM239 141V140H237ZM243 141V140H242ZM256 139H255V143L257 142ZM264 141V140H263ZM262 141V142H263ZM112 142V141H111ZM144 142V141H143ZM241 142V141H240ZM251 142L252 144L254 142L252 141H249ZM247 142V143H249ZM118 143V142H117ZM121 143V142H120ZM145 143V142H144ZM224 143V142H223ZM235 143V142H234ZM244 143V142H243ZM246 143V144H247ZM31 144V143H30ZM35 144V143H34ZM147 144V143H145ZM217 144H219V142H217ZM216 144V145H217ZM226 144V143H225ZM224 144V145H225ZM38 145H40L38 143ZM43 145V146H42ZM113 145V144H112ZM156 145V146H155ZM196 145V144H195ZM194 145V146H195ZM199 145V144H198ZM196 145V146H198ZM215 145V144H213ZM254 145V144H253ZM252 145V146H253ZM261 145V144H260ZM259 145V146H260ZM264 145V144H263ZM34 146V145H32ZM32 146H28L29 148H31ZM37 146V145H36ZM108 146V145H107ZM116 146V145H115ZM119 146V144H118ZM128 146V145H127ZM202 146V145H201ZM199 147V149L201 148L202 151H205L206 148L204 145V147L206 149H202L203 147ZM226 146V145H225ZM223 146V147H225ZM248 146V145H247ZM250 146V145H249ZM255 146V145H254ZM258 146L257 149H259L260 147ZM49 147L51 150H49ZM102 148L101 150L103 149H107L108 147L111 148L110 146H108L107 148ZM113 147V146H112ZM121 147V146H120ZM141 147V146H139ZM143 147V146H142ZM217 148V150L221 151L222 150V145L219 146H215ZM264 147V146H262ZM36 147H34L35 149ZM39 148V147H37ZM108 148V149H109ZM117 148V147H116ZM127 148V147H126ZM124 148V149H126ZM211 148V147H210ZM250 148V147H249ZM32 151H33V148H31ZM30 149V150H31ZM40 149V148H39ZM118 149V148H117ZM121 149V148H119ZM193 149V147H192ZM194 149L198 150L197 147ZM193 149V151H194ZM211 149H214V148H211ZM226 148H224L225 150ZM252 148H250L251 150ZM255 149V147L253 148ZM257 149L255 150V154L257 152ZM28 150V151H30ZM57 150V151H58ZM99 150V149H98ZM216 150V151H217ZM261 150V149H260ZM259 150V152H260ZM35 151H38V150H35ZM111 151V149L109 150ZM114 151L118 152L117 150H115L114 148ZM122 151V150H121ZM200 151V150H198ZM202 155L203 153L205 154V157L207 155V150L206 152H202ZM223 151V150H222ZM229 152H231L230 150H228ZM11 152H8V153H5L6 155H9ZM64 152V153H63ZM108 152V150H107ZM120 152V151H119ZM118 152V153H119ZM127 152V151H125ZM200 152H198L197 154H201ZM208 153L209 155H212L211 154V151L208 149ZM249 152V151H247ZM252 152H254L252 150ZM35 153V152H34ZM59 153V152H58ZM113 153V152H112ZM196 153V151H195ZM217 153V152H216ZM225 153V152H224ZM261 153V152H260ZM5 154H2L4 157H6ZM99 154V153H98ZM103 154V153H102ZM122 154V153H119V155ZM125 154V153H124ZM214 154V152H213ZM225 154H228L225 153ZM249 154V153H248ZM262 154V153H261ZM60 155V154H59ZM60 155V156H61ZM118 155V156H119ZM132 155H134L132 153ZM196 155V154H195ZM198 155V156H199ZM201 155V156H202ZM208 155V157H209ZM229 155V154H228ZM227 155V156H228ZM253 155V154H252ZM99 156V155H98ZM97 156V157H98ZM116 156V155H115ZM122 156V155H121ZM201 156L199 158H201ZM213 156V155H212ZM220 156H223V155H220ZM219 156V157H220ZM226 156V157H227ZM250 156V154H249ZM262 156V155H261ZM55 157V155H54ZM57 157H58V154H57ZM101 157V156H100ZM99 157V158H100ZM113 157V156H112ZM197 157V156H196ZM207 157V158H208ZM218 157V158H219ZM225 157V156H223ZM251 160H252V157L253 156H250ZM3 158V157H2ZM56 158V157H55ZM59 158V157H58ZM111 158V157H110ZM116 159V157H114ZM124 158V157H122ZM128 158V157H127ZM132 158V157H131ZM198 158V157H197ZM196 158V159H197ZM211 158V157H210ZM208 158V160L210 159ZM217 158V157H216ZM254 158V157H253ZM258 158V154H257V157H255V159ZM109 159V158H108ZM107 159V160H108ZM118 159V158H117ZM120 159V158H119ZM137 159V158H136ZM142 159H139V161ZM204 159V158H202ZM220 159V158H219ZM225 159V158H224ZM223 159V161H224ZM259 159V158H258ZM105 160V159H104ZM122 160V159H121ZM205 160V159H204ZM207 160V159H206ZM228 160V159H227ZM261 160V159H260ZM259 160V161H260ZM264 161V159H262ZM59 161V160H58ZM60 161L62 162V160L60 159ZM96 161V160H95ZM94 161V162H95ZM102 161V160H100ZM134 161V159H133ZM136 161V160H135ZM190 161V160H189ZM192 161V160H191ZM226 161V160H225ZM224 161V162H225ZM258 161V162H259ZM64 162V161H63ZM93 162V161H92ZM103 162V161H102ZM112 162V160H111ZM128 162V160H127ZM132 162V161H131ZM211 162V160H210ZM208 162V164H212L213 163L211 162ZM65 163V165H66ZM99 164V162H97ZM115 163V162H114ZM118 163V161H117ZM135 163V162H134ZM257 163V161L255 162ZM260 163V162H259ZM258 163V164H259ZM264 163V162H263ZM61 164V163H60ZM77 164V165H78ZM92 164V163H91ZM101 164V163H100ZM104 164V163H103ZM108 164V162H107ZM106 164V165H107ZM122 164V163H121ZM144 164V163H143ZM74 165V164H73ZM76 165V166H77ZM80 165H78L80 167ZM119 165V164H118ZM124 165V163H123ZM137 165V163H136ZM211 165V166H212ZM228 165V163L226 164V166ZM61 166H64V164ZM68 166V165H67ZM77 166V167H78ZM82 166V167H83ZM101 166V165H100ZM105 166L102 165V167ZM108 166V165H107ZM135 166V165H134ZM230 166V165H229ZM262 166V169L264 171V166ZM53 167V166H52ZM92 167V166H90ZM147 167V168H148ZM228 167V166H227ZM226 167V168H227ZM250 167V166H249ZM254 167V166H253ZM72 168V166H71ZM74 168V167H73ZM87 168V167H86ZM97 168V166H96ZM98 168H101V167H98ZM106 168V167H105ZM118 168V167H116ZM122 168V166H121ZM211 168V167H210ZM213 168V167H212ZM68 169V168H67ZM88 169V168H87ZM86 169V170H87ZM120 169V168H119ZM124 169V168H123ZM131 169V168H130ZM142 169V168H141ZM140 169V170H141ZM145 169V168H144ZM250 169V168H249ZM254 169V168H252ZM261 169L258 167V170ZM76 170V169H75ZM90 170V168H89ZM91 170H94V169H91ZM102 170V169H101ZM106 170V169H104ZM121 170V169H120ZM209 170V168H208ZM212 170V169H211ZM210 170V171H211ZM215 170V169H214ZM228 170V169H227ZM230 170V169H229ZM246 170V169H245ZM244 170V171H245ZM256 170V171H254ZM254 173L257 172V168L254 169ZM100 171V170H99ZM113 171V170H111ZM117 171V170H116ZM209 171V172H210ZM226 171V169L224 170ZM243 171V172H244ZM248 171V170H247ZM250 171V170H249ZM249 171H248V174H249ZM251 171V173L253 172ZM76 172V171H74ZM94 172V171H92ZM96 172V170H95ZM107 172V170L105 171ZM218 171H215V174L217 173ZM246 172V171H245ZM260 174L263 172H261V170L259 171ZM257 172V173H259ZM83 173V172H82ZM214 173V172H213ZM230 173V171H229ZM236 173V172H235ZM241 173V172H240ZM256 173V174H257ZM85 174H86V171H85ZM97 174V173H96ZM101 174V172H100ZM104 174V173H102ZM106 174V173H105ZM109 174V173H108ZM209 174V173H208ZM212 173L210 172L209 176L211 175ZM215 174L212 176V178L215 176ZM219 175L221 173H218ZM222 174H226L225 172H222ZM242 174H239L237 176H240L242 178ZM253 174V173H252ZM81 175V174H80ZM91 175V174H90ZM233 177H234V174H231ZM230 175V176H231ZM244 175V174H243ZM246 175V174H245ZM250 175V174H249ZM249 175H246V178L249 176ZM254 175V174H253ZM79 176V175H78ZM87 176V175H86ZM98 176V174H97ZM103 176V175H102ZM210 176V177H211ZM227 176V175H226ZM229 176V175H228ZM231 176V177H232ZM254 176H257V175H254ZM253 176V177H254ZM263 177V175H261ZM209 177V178H210ZM216 177H217V174H216ZM223 177V175H222ZM231 177H227L229 179V181L231 182ZM236 177V175H235ZM251 179H252V175L250 176ZM260 177L257 176V179H259V183H260V179L262 178H258ZM92 178V177H91ZM95 178V177H94ZM130 178V179H129ZM219 178V176H218ZM225 178V181H226V177ZM239 178V177H238ZM256 178V177H254ZM264 178V177H263ZM72 179V178H71ZM82 179V178H80ZM96 179V178H95ZM94 179V180H95ZM99 179V178H98ZM186 179V178H185ZM214 179V178H213ZM213 179H209L210 181H213ZM227 179V180H228ZM236 179V178H235ZM234 179V180H235ZM250 179V178H249ZM62 180V178L60 179ZM59 180V181H60ZM65 180V179H64ZM60 181L62 182L63 184V181ZM70 180V178H69ZM78 180V178H77ZM132 180V181H131ZM217 180V178H216ZM215 180V181H216ZM219 180V179H218ZM217 180V182H218ZM223 180V179H221ZM241 180V179H240ZM248 180V178H247ZM264 180V179H262ZM87 181V180H85ZM100 181V180H99ZM104 181V180H103ZM184 182V178L182 180ZM214 181V182H215ZM225 181H220L219 180V183L220 182H224ZM237 181V180H236ZM244 182V187L245 184L247 185L248 183H245L246 182V179L243 180ZM252 181V180H251ZM256 179L252 182L255 183ZM66 182V180H65ZM72 182V180H71ZM74 182V181H73ZM76 182V181H75ZM79 182V181H78ZM84 182V181H83ZM93 182V181H92ZM182 182V183H183ZM186 182V180H185ZM184 182V183H185ZM195 181H193L194 183ZM207 182V181H206ZM217 182H216V185H217ZM228 182V181H227ZM226 182V183H227ZM229 182V183H230ZM240 181L236 182V183H239ZM258 182V181H257ZM262 184L264 181H261ZM86 183V182H85ZM95 183V181H94ZM93 183V184H94ZM97 183V181H96ZM95 183V184H96ZM182 183H180L182 185ZM183 183V184H184ZM190 183V181H189ZM192 183V181H191ZM199 183V182H198ZM210 183V182H209ZM208 183V185H209ZM212 183V182H211ZM221 185V190L218 189L216 191H207V195L206 193L204 192V194L201 193V191L199 192H196L194 194L193 191V194H194V197L192 198L191 196V199L187 200L188 203L186 204L187 207H188V204H190L189 206V212L183 210V211H180L181 210V205H179L180 209H177L176 205H178V203H180L178 200V203H176L175 207V210L177 209L178 211H176V215L174 214V221H173V227H186L187 228H190L192 230H196V228L199 229V226L200 225H203L198 218V214L196 215V213H199L197 212L198 210L200 211L201 210V213L202 211H205V210H208L209 213L211 214V217L213 219H218V220H221V222H228V219L231 218L233 219L232 215H234V211L237 210V207L235 209H232V202L229 203L228 200V197H226V195H229L228 191H226L225 189H222L223 187V184ZM225 183V184H226ZM232 183V182H231ZM242 183V184H243ZM258 183V184H259ZM75 184V183H74ZM82 184V183H81ZM80 184V185H81ZM178 185V182L176 183ZM187 184V182H186ZM204 184V183H203ZM201 184V185H203ZM240 184V183H239ZM253 184V183H252ZM66 185V183H65ZM71 185V184H70ZM88 185V183H87ZM191 185V184H190ZM189 185V186H190ZM194 186L196 184H193ZM199 185V184H198ZM216 187L215 184H212ZM228 187L230 186L229 184H227ZM234 185V184H233ZM238 185V184H237ZM261 185V184H259ZM61 186V185H60ZM82 186V185H81ZM85 186V185H84ZM83 186V187H84ZM169 186V187H170ZM176 185H174L175 187ZM180 186V185H179ZM187 186V185H186ZM193 186V187H194ZM197 186V185H196ZM205 187V185H203ZM211 186V185H209ZM209 186H208V189H209ZM219 186V185H218ZM236 186V185H235ZM235 186H232V188ZM181 187V186H180ZM214 187V189H216ZM227 187V188H228ZM231 187V186H230ZM229 187V189H230ZM243 187V188H244ZM250 187V185H249ZM255 187V186H254ZM260 188L263 187V186H259ZM258 187V188H259ZM61 188V187H60ZM64 188V186H63ZM73 188V187H72ZM76 188V187H74ZM77 188H78V185H77ZM76 188V189H77ZM82 188V187H81ZM80 188V189H81ZM168 188V187H166ZM177 188V187H176ZM176 188H172L171 186V190L172 192H175L173 191V189L175 190ZM182 188V187H181ZM179 188V189H181ZM192 187L190 188H186L187 190L186 191H190ZM197 188V187H196ZM213 188V187H211ZM210 188V189H211ZM218 188V187H217ZM226 188V187H225ZM236 188H239V187H236ZM251 188V187H250ZM249 188V189H250ZM252 188H253V185H252ZM259 188V190H261ZM83 189V188H82ZM85 189V188H84ZM97 191H96V190ZM183 189V188H182ZM181 189V190H182ZM205 189V188H204ZM208 189H205L208 190ZM209 189V190H210ZM212 189V190H214ZM248 189V188H247ZM254 189V188H253ZM163 190V188H162ZM161 190V191H162ZM166 190V189H165ZM164 190V191H165ZM170 190V188H169ZM168 190V191H169ZM185 189H183L184 191ZM200 190V188H199ZM202 190V189H201ZM225 190L228 194L225 195ZM238 190V189H237ZM241 190V189H240ZM243 190V189H242ZM241 190V191H242ZM252 189H250L249 192H251ZM255 190V189H254ZM264 190V188L262 189ZM261 190V191H262ZM51 191V190H50ZM61 191H63L61 189ZM139 191V192H140ZM159 191V190H158ZM185 191V195L183 193L184 196H188L189 194L191 195L192 193H188ZM195 191V190H194ZM239 191V190H238ZM238 191L237 193L235 194L234 192L235 191H231L232 193H234L235 195H233V197L231 198V200L234 199V196H237V198L239 197L238 196ZM243 191H246L245 189ZM60 192V191H58ZM74 192V191H72ZM167 192V191H166ZM177 192V191H176ZM240 192V191H239ZM66 193V192H65ZM159 193V192H158ZM169 193V192H168ZM182 193V192H180ZM260 193V192H259ZM164 194V193H162ZM167 194V193H166ZM251 194L255 195L256 196V192H251ZM263 193L261 194H258L259 196L262 195ZM142 195V193H141ZM140 195V196H141ZM161 195V194H160ZM172 195H174V193H172ZM177 195V194H176ZM182 194L179 195V198ZM246 195V194H245ZM243 195V196H245ZM71 196V198H70ZM143 196V195H142ZM141 196V197H142ZM149 196V197H148ZM170 196V193L169 195ZM178 196V195H177ZM230 196V195H229ZM232 196V195H231ZM243 196H241L242 198H244ZM250 196V195H249ZM253 196V200L255 199ZM136 198L138 197L135 195ZM155 197V196H154ZM158 197V196H157ZM156 197V198H157ZM160 197H163V195H161ZM167 197V195H166ZM175 197V196H174ZM174 197H172V199H175ZM189 197V196H188ZM188 197H183V199L186 198L188 199ZM189 197V198H190ZM251 197V196H250ZM258 197V196H257ZM261 197V196H260ZM259 197V199H260ZM264 197V196H263ZM165 198V197H164ZM168 198V197H167ZM171 197H169L170 199ZM230 198V197H229ZM240 198V197H239ZM238 198V199H239ZM240 198V200L242 201H245L246 199L244 198V200ZM247 198H248V194H247ZM45 199V197H44ZM47 199V198H46ZM45 199V200H46ZM70 199L73 200L74 204L77 206L75 207V212H73V215H69V212H70V209L67 210V205L66 203L70 202ZM134 199V198H133ZM159 199V198H157ZM182 199V197H181ZM180 199V200H181ZM182 199V202H184V200ZM228 199V200H227ZM237 199V200H238ZM44 200V201H45ZM50 200V199H48ZM143 200V201H142ZM161 200V199H159ZM165 200V199H164ZM163 200V201H164ZM167 200V199H166ZM230 200V201H231ZM235 200V199H234ZM233 200V201H234ZM234 201V202H237ZM248 200V199H247ZM250 201H252L251 199H249ZM256 200V199H255ZM264 200V198H263ZM42 201V200H41ZM52 201V200H51ZM132 201V200H131ZM151 201V202H149ZM169 201V200H168ZM173 202V200H170ZM174 201V202H176ZM186 201V202H187ZM239 201V200H238ZM40 202V201H39ZM38 202V204H39ZM71 202V204L73 203ZM116 202V201H115ZM123 202V203H124ZM43 203V202H41ZM40 203V204H41ZM47 203V202H46ZM51 203V202H50ZM166 203V202H165ZM164 203V204H165ZM169 203V202H168ZM166 203V204H168ZM248 205L251 206V204L249 202H247ZM254 204V202H251ZM69 204V203H68ZM170 204V203H169ZM241 204V203H240ZM239 204V205H240ZM264 204V202H263ZM262 204V205H263ZM44 205V204H43ZM42 205V206H43ZM45 205H48V204H45ZM73 205V204H72ZM71 205V206H72ZM106 205V204H104ZM124 205H129V202L128 204H124ZM129 205V206H130ZM184 205V203H183ZM235 205V203H234ZM233 205V206H234ZM242 205V204H241ZM247 205V207H248ZM51 206V205H50ZM128 206V207H129ZM166 206V205H164ZM169 206V205H168ZM235 206H238V205H235ZM234 206V207H235ZM41 206H39L40 208ZM124 207V206H123ZM122 207V209H123ZM126 207V206H125ZM167 207V206H166ZM165 207V208H166ZM170 207V206H169ZM167 207V208H169ZM233 207V208H234ZM239 207V206H238ZM245 207V208H243ZM246 206H240L241 208V211H245L244 209L247 208ZM253 207V205H252ZM43 208V207H42ZM41 208V209H42ZM47 208V206H46ZM70 208V207H69ZM105 208L107 210H105ZM162 208V207H161ZM172 208V207H171ZM160 209V208H158ZM183 209V207H182ZM248 209V208H247ZM249 209H251L249 207ZM162 210H164L162 208ZM167 210V209H166ZM124 213V211H126L125 209L122 210ZM239 211V210H238ZM247 211V210H246ZM250 211V210H249ZM248 211V213H249ZM163 212V211H162ZM259 212V211H257ZM256 212V213H257ZM261 212V211H260ZM259 212V213H260ZM120 213V212H119ZM159 213V210L157 212L156 215H158ZM244 213V212H243ZM242 213V214H243ZM251 213V211H250ZM71 214V213H70ZM104 214V216H103ZM160 214V213H159ZM165 214V212L161 213L159 216ZM205 214V213H204ZM240 215V213H238ZM245 214V213H244ZM247 214V213H246ZM255 214V213H254ZM48 215V214H47ZM75 215V216H74ZM107 215H108V212H107ZM117 215V214H116ZM209 215V214H207ZM206 215V216H207ZM248 215V214H247ZM51 216V217H52ZM77 216H80L77 217ZM82 216V217H81ZM103 216V218H102ZM109 216V215H108ZM107 216V217H108ZM114 216V215H113ZM120 216V215H119ZM125 216V217H126ZM252 216V215H251ZM261 216V215H260ZM50 217V216H49ZM49 217H47V219H49ZM50 217V219H51ZM118 217V215H117ZM116 217V218H117ZM124 217V220H126ZM200 217V216H199ZM239 217V216H238ZM237 217V218H238ZM253 217V216H252ZM262 217V216H261ZM110 218V217H108ZM105 219V221L109 222V219ZM156 218V217H154ZM153 218V219H154ZM211 218V219H212ZM241 218V217H240ZM239 218V219H240ZM255 218V217H254ZM85 219V218H84ZM111 219H114V218H111ZM119 219V218H118ZM121 219V218H120ZM259 219V218H258ZM261 219V218H260ZM86 220V219H85ZM136 220V219H135ZM137 220V221H138ZM235 220V218H234ZM244 220V219H243ZM47 221V220H46ZM87 221V222H88ZM115 223L117 221L113 220ZM123 221V219H122ZM120 222V223H123V222ZM136 221V222H137ZM142 221V223H143ZM150 221V220H149ZM153 221V220H151ZM156 221V220H155ZM216 220H214L215 222ZM231 221V220H230ZM229 221V222H230ZM238 221V220H236ZM262 221V220H261ZM264 221V219H263ZM2 222V221H1ZM15 222V220H14ZM76 222V223H77ZM82 221H80L81 223ZM85 222V221H84ZM83 222V224H84ZM102 222V223H101ZM106 222V223H107ZM112 223V224H115V223ZM126 222V221H125ZM124 222V223H125ZM136 222H134L133 226H135ZM140 223L138 224H142L141 221H139ZM160 222V221H159ZM163 221H161V224H162ZM203 222V221H202ZM213 222V223H214ZM220 222V224H221ZM225 222V223H226ZM228 222V223H229ZM234 222V221H232ZM231 224H234V223H237V222H234ZM9 223V222H7ZM11 223V222H10ZM48 223V224H47ZM127 223V222H126ZM133 223V222H131ZM131 223H128L131 224ZM151 223V222H150ZM201 223V224H200ZM218 223V222H217ZM241 223H244L241 222ZM248 223V222H247ZM264 223V222H263ZM6 224V220H5V223ZM79 224V223H78ZM77 224V225H78ZM89 224V223H87ZM145 224V223H144ZM147 224V223H146ZM215 224V223H214ZM230 224V223H229ZM230 224V225H231ZM13 225V224H12ZM42 225V226H44ZM66 225V227H67ZM104 225V224H103ZM106 225V228H107V224ZM126 225V224H125ZM139 225V226H140ZM153 225V224H152ZM149 226L148 227V230L150 233L153 232L154 230L158 229V226L155 225V222H154V225L153 226ZM163 225V224H162ZM205 225V224H204ZM203 225V226H204ZM240 225V224H239ZM9 226V225H8ZM41 226V227H42ZM123 226V225H122ZM127 226V225H126ZM143 226V225H142ZM228 226V225H227ZM4 227V226H2ZM6 227V226H5ZM1 228L0 230V240L2 241H7V243L3 244L4 247H8L10 249H12L14 252H20L18 251V248L20 247V241H19V238L15 239V238H11V231H9L10 229L8 228ZM70 226H68L69 228ZM105 227V226H104ZM103 227V228H104ZM145 227V225L143 226ZM142 227V228H143ZM163 227V226H162ZM201 227V226H200ZM222 227V226H221ZM224 227H226V225L224 224ZM223 227V229H225ZM229 227V226H228ZM227 227V228H228ZM49 228V227H48ZM57 228V227H56ZM105 228V229H106ZM127 229L129 227H126ZM125 228V229H126ZM160 228V227H159ZM180 228V229H181ZM231 228V226L229 227ZM228 228V229H229ZM53 229V228H52ZM64 229H66L64 227ZM89 229V228H88ZM124 229V230H125ZM126 229V230H127ZM134 229V228H133ZM139 229V228H138ZM166 229V228H165ZM201 229V228H200ZM200 229H199V232H200ZM227 230H224L222 231V233L218 234L217 237L214 239V240H211V241H206L204 243V245H202L203 249L204 250H212L213 248H216V249H219L221 250L222 252H225L226 249H229V248H226L228 245V239H229V232ZM262 229V228H261ZM44 231L45 230H49V229H43ZM51 230V229H50ZM62 230V229H61ZM103 230V229H102ZM123 230V231H124ZM125 230V231H126ZM130 230V229H129ZM135 230V229H134ZM142 230V229H141ZM144 230V228H143ZM146 230V228H145ZM144 230V231H145ZM160 230V229H159ZM157 230V232L159 231ZM162 230V229H161ZM160 230V231H161ZM191 230V232H192ZM53 231V230H52ZM99 231V230H98ZM108 231V229H107ZM106 230L104 232H106V234H108ZM124 231V232H125ZM131 231H132V228H131ZM159 231V233H160ZM167 231V230H166ZM165 231V232H166ZM175 231V230H174ZM13 232V231H12ZM43 232V231H42ZM46 232V231H45ZM44 232V233H45ZM128 233H130V231H127ZM126 232V234H128ZM146 232V231H145ZM176 232V231H175ZM177 232H180V230ZM182 232H185L184 230ZM47 233V232H46ZM50 233V232H49ZM89 233V234H88ZM97 233V231L95 232ZM113 233V232H112ZM111 232L109 234V236H112L113 238L116 236H119L117 234H112ZM162 233V231H161ZM170 233H173V232H170ZM169 233V234H170ZM17 234V233H16ZM15 234V235H16ZM51 234V233H50ZM101 235L103 236L101 233H97L96 235L98 236ZM142 234V233H141ZM148 234V233H147ZM174 234V233H173ZM178 233H176L177 235ZM180 234V233H179ZM186 233H183L180 235L179 237V241H177V239H175L177 242H175L179 248V246H186L187 244H189V242L187 241L188 239L187 238H190V236L188 235V237L185 235ZM197 234V233H196ZM195 234V235H196ZM201 233H199L200 235ZM18 235V234H17ZM36 235V234H34ZM94 236V234H92ZM114 235V236H113ZM129 235H132L131 233ZM128 235V236H129ZM151 235V234H150ZM156 235V234H155ZM154 235V236H155ZM162 235V234H161ZM171 235V234H170ZM169 235V236H170ZM176 235H173L176 236ZM194 233H193V236H195ZM105 236H108V235H105ZM108 236V237H109ZM140 236V235H139ZM137 235V237H139ZM146 236V233L145 235ZM149 236V234H148ZM150 236V238H154ZM163 236H166V235H163ZM168 236V238H169ZM179 236V235H178ZM177 236V237H178ZM197 236V235H196ZM195 236V237H196ZM231 236V235H230ZM13 237V236H12ZM115 237V238H116ZM121 237V236H120ZM142 237V236H141ZM140 237V238H141ZM159 237V236H157ZM198 237V236H197ZM105 238V237H104ZM103 238V241H105V239ZM129 238V237H128ZM144 238V237H143ZM149 238V239H150ZM167 238V239H168ZM260 238V237H259ZM16 240V241H12V240ZM97 239V237H96ZM99 239V238H98ZM95 240V243L96 245L98 246H101V243L100 245L98 244L99 242L98 241H101V240ZM102 239V237L100 238ZM106 239H109L106 237ZM119 238L117 237L116 240H118ZM123 239L120 238V240ZM124 239H126L124 237ZM123 239V240H124ZM139 239V238H138ZM148 239V238H147ZM147 239H144L146 240V243L148 242ZM162 239V238H161ZM157 241L160 242V240ZM165 240L164 238V242L162 244V255L161 256H166V259H167V256H170L171 259L172 258H179V256L181 255H177L175 252V249H176V246L174 247V241H171V240ZM198 238H196L197 240ZM10 240L12 242H10ZM113 240V239H112ZM112 240H109L108 242V245L110 244V241ZM118 240V241H120ZM131 240V238H130ZM133 240V239H132ZM136 241H139L137 239H135ZM142 241V242H145V241ZM154 240V239H152ZM152 240H149L152 241ZM195 240V241H196ZM199 240V239H198ZM197 240V241H198ZM262 240V239H260ZM108 241V240H106ZM105 241V243H106ZM114 241V240H113ZM116 241V243L118 242ZM122 241V240H121ZM136 241H134L136 243ZM141 241V239H140ZM138 242V245H140L139 243L141 242ZM154 241V242H156ZM191 243L194 242V238L191 236ZM263 241V240H262ZM115 242V241H114ZM124 242V241H122ZM134 242H131V243H134ZM258 242V241H257ZM125 243V242H124ZM129 243V242H127ZM127 243H126V246H127ZM152 243V242H151ZM162 243V241H161ZM174 243V244H173ZM236 243V242H235ZM256 243V242H255ZM112 244V243H111ZM110 244V245H111ZM118 244V243H117ZM121 244V243H120ZM142 244V243H141ZM155 244V243H154ZM159 244V243H158ZM195 244V243H194ZM191 245V246H194ZM261 244V242L259 243ZM258 244V246H259ZM2 245V246H3ZM95 245V244H94ZM104 247L105 244H103ZM119 245V244H118ZM122 245H125V244H122ZM130 245V244H129ZM133 244H131L132 246ZM135 245V244H134ZM133 245V246H134ZM150 245H153L150 244ZM161 245V244H160ZM230 245V244H229ZM1 246V247H2ZM115 246V244H114ZM113 246V247H114ZM133 246H132V249H133ZM149 244L147 245V248H148ZM154 246V245H153ZM189 246V245H187ZM196 246V245H195ZM257 246V245H255ZM5 247V248H6ZM96 247V248H95ZM94 248H90L91 250H89L86 255H83V254H80V253H77L78 251H73L74 253L72 254H69V255H64L61 254V257L60 258H55V259H49L50 261H47L46 264H87L88 262L89 263H93L94 262V259L96 257H99L100 254H102V258L103 260H106L105 263L107 264H118V263H122V264H133L135 261H132L134 258L132 256H134L135 253H133L132 255V252L129 251V249L131 248H127L128 251L126 253V248L124 250V248H122V251H125V252H122L119 250V247L120 245L118 246V248L114 247L113 249H111L110 247L106 248V249H103L102 247H98V248H102V251L101 249L99 250L97 248V246H95ZM122 247V246H121ZM120 247V249H121ZM136 247V246H135ZM134 247V249H135ZM142 247V246H141ZM145 247V246H144ZM152 247V246H151ZM158 247V246H156ZM239 247V245L237 246ZM264 247V246H263ZM7 248V249H8ZM22 248V247H21ZM143 248V247H142ZM155 248V247H153ZM167 248V249H166ZM181 248V247H180ZM260 249V247H258ZM262 248V247H261ZM1 249V248H0ZM23 249L24 248V244H23ZM71 249V248H70ZM131 249V250H132ZM144 249V248H143ZM142 249V250H143ZM149 249V248H148ZM156 249V248H155ZM158 249V248H157ZM160 249V247H159ZM174 249V250H173ZM190 246L188 248V250H190ZM202 249V248H201ZM202 249V250H203ZM215 249V250H216ZM10 250V252L12 251ZM72 250V249H71ZM70 250V251H71ZM74 250V249H73ZM154 250V249H153ZM169 250V251H168ZM181 250V249H180ZM193 250V249H192ZM241 250V248H240ZM7 250H5L6 252ZM23 251V250H22ZM91 251V252H90ZM147 251V250H146ZM145 251V253H146ZM161 251V250H160ZM207 251V252H208ZM214 251V249H213ZM212 251V252H213ZM262 251V250H261ZM2 252V251H1ZM9 252V253H10ZM64 252V251H63ZM67 251H65V254H66ZM76 252V253H75ZM80 252V251H79ZM100 252V254L98 253ZM137 252V250H136ZM138 252H140L138 250ZM242 252V251H241ZM240 252V253H241ZM24 253V252H23ZM42 253V252H41ZM49 253V252H48ZM58 253V252H57ZM56 253V254H57ZM69 253V251L67 252V254ZM97 253L99 254L97 256ZM185 253V252H184ZM192 253V252H191ZM220 253V252H219ZM228 253V252H226ZM226 253H223V254H226ZM13 254V253H12ZM40 254V253H39ZM43 254V253H42ZM88 254H90L91 257L88 256ZM139 254V253H138ZM136 253V255H138ZM143 254H144V251H143ZM147 254H152V253H147ZM161 254V253H160ZM159 254V255H160ZM182 254V253H181ZM186 254L188 255V253L186 252ZM229 254V253H228ZM264 254V253H263ZM10 255V254H9ZM15 255V254H14ZM25 255V254H24ZM51 255V253H50ZM184 255V254H183ZM189 255H193V254H190L189 252ZM232 255V254H231ZM244 255V254H243ZM242 255V256H243ZM262 255V254H261ZM12 256V255H10ZM16 256V255H15ZM27 256H30V255H27ZM40 256V255H39ZM55 256V254H54ZM54 256L52 258H54ZM104 256V257H103ZM141 256V254H140ZM205 256V255H204ZM202 255V257H204ZM211 256V255H210ZM209 256V257H210ZM221 256V255H220ZM230 257V255H228ZM227 256V257H228ZM264 256V255H263ZM262 256L263 260H264V257ZM13 257V256H12ZM48 257V256H47ZM56 257H59V256H56ZM139 257V256H137ZM142 257V256H141ZM144 257H148V256H144ZM159 257V256H158ZM213 257V256H211ZM16 258V257H15ZM24 258V257H22ZM36 258V257H35ZM101 258V257H100ZM101 258V259H102ZM133 258V259H132ZM143 258V257H142ZM140 258V259H142ZM154 258V257H153ZM165 258V257H164ZM185 257L183 256V259ZM191 258V257H189ZM215 258V257H213ZM244 258V256H243ZM21 259V258H20ZM37 259V258H36ZM41 259V258H40ZM47 259V260H48ZM98 258H96L97 260ZM100 259V260H101ZM148 259V258H147ZM151 259V258H150ZM163 259V257H162ZM165 259V260H166ZM169 259V258H168ZM180 259V258H179ZM178 259V260H179ZM205 259V258H204ZM209 259V258H208ZM224 259V258H223ZM231 259V257H230ZM261 259V257H260ZM259 259V260H260ZM31 260V259H29ZM42 264H43V261H44V258L42 257ZM40 260V261H41ZM99 260V259H98ZM135 260H138L137 258ZM152 260V259H151ZM210 260V259H209ZM208 260V261H209ZM213 260V259H212ZM244 260V259H242ZM33 261H35L33 259ZM149 261V260H148ZM161 261V260H160ZM176 261V260H175ZM174 261V262H175ZM206 261V260H205ZM214 261V260H213ZM261 261V260H260ZM102 262V260H101ZM180 262V260L178 261ZM215 262V261H214ZM212 262V263H214ZM38 263V262H36ZM35 263V264H36ZM204 263V262H203ZM41 264V263H39ZM101 264H104V263H101ZM202 264V263H201ZM209 264V263H208Z\"/></svg>",
	"mask_w": 264,
	"mask_h": 264
},
{
	"label": "snow or ice",
	"instance_id": "6c2138e0",
	"mask_svg": "<svg viewBox=\"0 0 264 264\" xmlns=\"http://www.w3.org/2000/svg\"><path fill=\"white\" fill-rule=\"evenodd\" d=\"M54 3L55 0H0V60H2L4 49L5 8L27 7L35 9L40 17L35 22V26H42V21L51 16V8ZM30 27L31 25L25 27L20 32V36L25 37L28 31H30ZM9 139L10 137H8L3 125L0 124V147H3Z\"/></svg>",
	"mask_w": 264,
	"mask_h": 264
}]
</instances>
